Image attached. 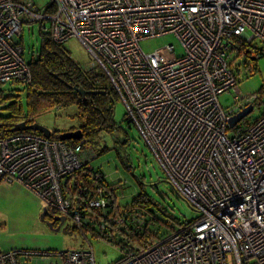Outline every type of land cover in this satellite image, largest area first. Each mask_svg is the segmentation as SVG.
I'll use <instances>...</instances> for the list:
<instances>
[{
  "label": "built area",
  "instance_id": "built-area-1",
  "mask_svg": "<svg viewBox=\"0 0 264 264\" xmlns=\"http://www.w3.org/2000/svg\"><path fill=\"white\" fill-rule=\"evenodd\" d=\"M26 1L0 0V86L33 82L17 41L25 23L40 24L60 46L78 39L90 59L84 69L104 72L173 189L198 212L112 264H228L229 253L238 264H264V111L252 123L229 125L260 106V95L237 88L233 63L242 48L252 58V44H264V0H53L52 14ZM169 35L181 56L173 45L149 55L140 46ZM232 90L235 102L223 109L219 97ZM80 141L25 131L0 138V182L19 183L43 210L81 230L94 222L112 237L125 216L112 208V188L81 156L87 142ZM27 255L0 251V264H26ZM49 257L58 259L49 264H96L85 250Z\"/></svg>",
  "mask_w": 264,
  "mask_h": 264
},
{
  "label": "rangeland",
  "instance_id": "rangeland-1",
  "mask_svg": "<svg viewBox=\"0 0 264 264\" xmlns=\"http://www.w3.org/2000/svg\"><path fill=\"white\" fill-rule=\"evenodd\" d=\"M52 2L53 0H27L25 3L28 7L33 5L34 11L44 12ZM40 35V24H24L22 36L17 37V41L22 42L24 61L30 63L32 59L38 57L42 47V36ZM178 41L175 36L169 35L142 41L140 46L149 55L173 45L176 49L173 55L181 56L183 48ZM82 45L78 39L74 38L63 47L71 59L86 69L90 65V59L87 50ZM252 45L259 51L257 59L246 60L239 56L233 63L235 76H237V88L241 94L245 97L262 94L257 103L260 106L246 115L242 120L243 124L252 123L264 111V44L255 41ZM171 58L174 57L171 56ZM106 84L111 86L108 82ZM0 91L5 98L0 99L1 118L11 117L12 113L8 108L15 102L27 110L26 85L6 83L0 86ZM261 91L263 92L260 93ZM234 99L235 92L232 90L220 96L219 102L223 109H227L234 104ZM76 114L75 106L61 108L59 111L53 108L51 112L37 117L35 121L51 131H74L79 127L78 120H75ZM128 116L126 105L118 100L115 104L113 118L116 125L113 132H104L96 148L84 146L82 155L84 159L91 164V167L100 168L110 183H116L118 203L121 205L131 201L140 190L138 183L140 182L143 190L166 207L173 219L179 222H190L197 218L198 212L173 189V185L168 181L158 159L151 153L140 130L132 122L126 121ZM104 147H107V151L99 154ZM118 186L122 189L119 190ZM42 214L43 207L38 195L19 183L14 182L7 185L0 182V251H20L21 255L27 252L29 255H27L26 264L55 263L58 259L49 257L50 254L69 250L90 251L93 253L96 264H112L122 258L123 241L118 240V237L113 241L108 240L98 225L81 230L72 218H68L60 229H58L59 225L52 229L47 224L48 220L40 219ZM174 225L177 227V224ZM92 229L100 235L96 236L95 230L92 231ZM235 258L233 253H229L226 260L228 264H238Z\"/></svg>",
  "mask_w": 264,
  "mask_h": 264
},
{
  "label": "trees",
  "instance_id": "trees-1",
  "mask_svg": "<svg viewBox=\"0 0 264 264\" xmlns=\"http://www.w3.org/2000/svg\"><path fill=\"white\" fill-rule=\"evenodd\" d=\"M54 10L53 2L45 9L49 14L55 13ZM40 36H42L41 51L38 53V57L28 63L33 82L26 87L27 110L17 102L9 106L8 110L12 113L11 117L5 119L0 117V138H6L17 133L13 132L12 129L21 121L28 124L36 123L37 117L51 112L56 106H62L61 108L75 106L77 108L75 120H78L79 127L77 129L82 132V139L87 142V146L96 148L101 135L104 132L111 133L115 128L116 124L113 118L115 104L120 99L114 93L113 88L107 86L106 82L109 80L103 71L98 69L85 70L74 59H71L63 47L64 45L60 46V44L55 43L51 37L43 32ZM251 48L254 49L257 59L259 51L254 46ZM248 55L247 59H251L249 53ZM80 89L89 93L81 95ZM1 98L5 99L2 91H0ZM126 121L131 122L130 118ZM28 133L41 135L33 131H28ZM60 133V130L53 131L52 138L59 139ZM80 142V140H69L67 144L77 145ZM106 149L107 147H104L99 154L107 151ZM95 169L104 174L100 168ZM106 178L107 176L104 174L101 183L107 188H112L111 194L114 199L112 208L118 215L125 216L124 224L118 226L117 230L113 229L117 236L107 238L113 241L118 237V240L123 241V251L134 246H143L152 238L166 237L175 229L174 224H179V220L173 219L166 207L155 201L153 196L143 190L142 183L138 182L140 190L132 197L131 201L121 205L118 203L116 183H110ZM121 189L119 187V190ZM133 217L136 218V221L132 220L131 222ZM88 225L89 227L86 229H90L96 224L91 222ZM94 230L92 229V231ZM95 233H97L96 230Z\"/></svg>",
  "mask_w": 264,
  "mask_h": 264
},
{
  "label": "water",
  "instance_id": "water-1",
  "mask_svg": "<svg viewBox=\"0 0 264 264\" xmlns=\"http://www.w3.org/2000/svg\"><path fill=\"white\" fill-rule=\"evenodd\" d=\"M251 60H255V56L252 55ZM81 95H87L89 92L86 93V91L80 89L79 90ZM251 111H253V106H249L246 109H244L243 111L239 112L238 114H236L233 118H231L230 120V124L232 127L235 126V124H237L238 122L242 121L246 115H249L251 113ZM13 132H21V131H33V132H38L41 135H43L45 138H51L52 134L51 133V129L46 128L45 126L40 125V123H33V124H28L26 122H20L18 124H16L14 126V128L12 129ZM83 138V134L80 131V129L74 130V131H68L65 133H61L59 136V139L62 141H69V140H81ZM47 217L49 219H52L54 222L55 221H60L61 223L64 222V220L66 219L65 215L61 216V217H54L52 216L51 213H49L47 211V209L43 210V214L41 215L42 220H45L44 218ZM48 225L50 228H52V223L48 222ZM60 229V228H58ZM57 229V230H58Z\"/></svg>",
  "mask_w": 264,
  "mask_h": 264
},
{
  "label": "flooded vegetation",
  "instance_id": "flooded-vegetation-1",
  "mask_svg": "<svg viewBox=\"0 0 264 264\" xmlns=\"http://www.w3.org/2000/svg\"><path fill=\"white\" fill-rule=\"evenodd\" d=\"M246 47L243 49L242 48V51H240L241 53H240V55L242 56V57H244V58H246L247 59V56L249 57V55H248V52L246 51ZM256 59V58H255ZM52 216H54V217H61V216H59V214L58 213H54V214H52ZM45 220H48V222H50V223H52V229L55 227L56 228V226H58V228H61L62 227V225L67 221V218L64 220V222L63 223H61L60 221H53L52 219H48L47 217H45L44 218ZM48 224V223H47ZM49 226V225H48Z\"/></svg>",
  "mask_w": 264,
  "mask_h": 264
},
{
  "label": "crops",
  "instance_id": "crops-1",
  "mask_svg": "<svg viewBox=\"0 0 264 264\" xmlns=\"http://www.w3.org/2000/svg\"><path fill=\"white\" fill-rule=\"evenodd\" d=\"M52 131H54V130H52ZM52 131H51V132H52ZM65 132H68V131H61V133H65ZM61 133H60V134H61ZM59 136H60V135H59ZM82 155H83V154H82ZM82 155H81V156H82Z\"/></svg>",
  "mask_w": 264,
  "mask_h": 264
}]
</instances>
